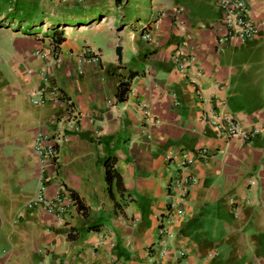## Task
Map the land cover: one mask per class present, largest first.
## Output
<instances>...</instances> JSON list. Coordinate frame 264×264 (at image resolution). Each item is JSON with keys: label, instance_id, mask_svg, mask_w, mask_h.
<instances>
[{"label": "crops", "instance_id": "crops-1", "mask_svg": "<svg viewBox=\"0 0 264 264\" xmlns=\"http://www.w3.org/2000/svg\"><path fill=\"white\" fill-rule=\"evenodd\" d=\"M243 2L257 35L219 46L217 0H0V264H264V0ZM211 110L257 132L226 140ZM177 166L194 182L161 235ZM62 186L61 216L30 205Z\"/></svg>", "mask_w": 264, "mask_h": 264}, {"label": "built area", "instance_id": "built-area-1", "mask_svg": "<svg viewBox=\"0 0 264 264\" xmlns=\"http://www.w3.org/2000/svg\"><path fill=\"white\" fill-rule=\"evenodd\" d=\"M76 1L81 2L82 0ZM216 5L220 11V27L217 28L218 32L215 38L219 46H221L222 43L229 38L249 40L257 35L258 26L251 20L247 6L243 0H217ZM142 37L144 39H149V32L143 30ZM84 54L90 59H97L98 55L96 51L88 48L84 50ZM179 55V52L175 51L172 58L177 63L179 70L184 72L189 67L190 63L186 57ZM39 95L40 98L33 100V103L43 101L42 93L39 92ZM59 97L60 102L64 105V113L61 118L63 121L74 123L79 117V112L75 109L74 104L69 98H66L62 94H59ZM204 117L206 121L211 122L221 131L226 140L236 138L241 141H247L254 133L257 132L256 128H243L234 117L225 112H214V110H211L210 112H205ZM60 138L61 136L59 134L52 136L47 134H38L33 149L39 157L54 161L57 157L56 143L60 140ZM195 154L204 156L205 150L198 149L195 151ZM174 157L175 155H172L170 152H167L164 155V159L167 162L172 161ZM183 159L185 162H190L189 159ZM181 168L182 166H177V170L167 184V192L168 196L171 198V202L163 214L156 216L158 233L161 235L167 233V226L172 220L173 209L177 208V212L180 211V206L178 204L182 202L184 197L187 195L191 183L194 182L193 177L183 173ZM64 201L66 206L68 204H74L75 202L69 189L62 186L60 191L53 198L45 199L38 195L35 200L30 203V205H38L41 203L49 214L59 217L65 211V205H62ZM181 254L182 252H180V255Z\"/></svg>", "mask_w": 264, "mask_h": 264}, {"label": "trees", "instance_id": "trees-1", "mask_svg": "<svg viewBox=\"0 0 264 264\" xmlns=\"http://www.w3.org/2000/svg\"><path fill=\"white\" fill-rule=\"evenodd\" d=\"M2 1H8V0H2ZM53 32V31H52ZM55 32V31H54ZM56 39L52 41L53 43V49L57 46V44L61 41L62 36L60 35V32L56 33ZM56 49V48H55ZM123 93V89L120 87L118 88V95L120 96ZM104 165V179L106 182L107 190L110 191V185L113 179H116V182L118 183V174L116 173L114 167H113V159L112 158H106L103 162Z\"/></svg>", "mask_w": 264, "mask_h": 264}, {"label": "rangeland", "instance_id": "rangeland-1", "mask_svg": "<svg viewBox=\"0 0 264 264\" xmlns=\"http://www.w3.org/2000/svg\"><path fill=\"white\" fill-rule=\"evenodd\" d=\"M5 21H7L5 18H1V19H0V22H1V23L5 22ZM42 28H43V27H42Z\"/></svg>", "mask_w": 264, "mask_h": 264}, {"label": "water", "instance_id": "water-1", "mask_svg": "<svg viewBox=\"0 0 264 264\" xmlns=\"http://www.w3.org/2000/svg\"><path fill=\"white\" fill-rule=\"evenodd\" d=\"M115 51H116V53H119V49H118V48H116V50H115Z\"/></svg>", "mask_w": 264, "mask_h": 264}]
</instances>
